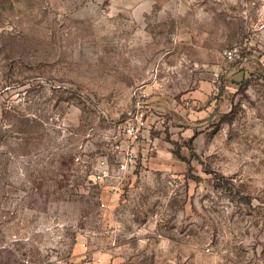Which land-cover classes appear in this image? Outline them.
<instances>
[{
    "label": "rangeland",
    "instance_id": "obj_1",
    "mask_svg": "<svg viewBox=\"0 0 264 264\" xmlns=\"http://www.w3.org/2000/svg\"><path fill=\"white\" fill-rule=\"evenodd\" d=\"M93 250L264 264V0H0V264Z\"/></svg>",
    "mask_w": 264,
    "mask_h": 264
},
{
    "label": "built area",
    "instance_id": "obj_2",
    "mask_svg": "<svg viewBox=\"0 0 264 264\" xmlns=\"http://www.w3.org/2000/svg\"><path fill=\"white\" fill-rule=\"evenodd\" d=\"M246 47V48H245ZM250 47L247 43L244 45H234L226 47L223 52L222 56L224 59L228 61H238L242 60L243 53L249 50ZM137 96H144L142 91L135 92ZM145 117V110H144V101L139 98L136 100L134 105V110L131 111L125 119L123 123V128L126 131L128 137L131 139V143L133 145L129 146L126 150L125 161L122 164V168H127L130 166H134L136 163L138 154H137V145L135 144L137 139L143 135V132L147 126V121ZM110 175V170L108 165L104 159L100 160L98 165L95 168V173H93V180L95 183L103 182L108 176Z\"/></svg>",
    "mask_w": 264,
    "mask_h": 264
},
{
    "label": "crops",
    "instance_id": "obj_3",
    "mask_svg": "<svg viewBox=\"0 0 264 264\" xmlns=\"http://www.w3.org/2000/svg\"><path fill=\"white\" fill-rule=\"evenodd\" d=\"M108 165V164H107ZM96 168V167H95ZM108 168L110 170V175L112 174L111 167L108 165ZM124 169V168H123ZM109 175V176H110ZM109 176L106 178L108 179ZM105 179V180H106ZM104 180V181H105ZM107 190V195L112 199L114 206L118 202L119 194L118 192L119 187L115 185H106L104 186ZM116 217H114V220ZM89 256V257H87ZM112 253L104 254V253H98L95 252V250L91 251H83L79 254V256L76 257L77 263L81 262V264H118L117 259L113 257L114 261H112ZM87 259V260H84Z\"/></svg>",
    "mask_w": 264,
    "mask_h": 264
},
{
    "label": "trees",
    "instance_id": "obj_4",
    "mask_svg": "<svg viewBox=\"0 0 264 264\" xmlns=\"http://www.w3.org/2000/svg\"><path fill=\"white\" fill-rule=\"evenodd\" d=\"M175 143H176V142H175ZM176 144H178V143H176ZM175 153L178 154L180 157L185 158V157H183V156L180 155V153H179L178 150H176ZM185 159H187V158H185ZM187 162H188V164H189V165H188V166H189V169H192V165H191L190 161H188V159H187Z\"/></svg>",
    "mask_w": 264,
    "mask_h": 264
}]
</instances>
